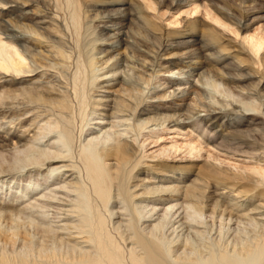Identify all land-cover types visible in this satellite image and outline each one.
<instances>
[{"label": "bare ground", "instance_id": "obj_1", "mask_svg": "<svg viewBox=\"0 0 264 264\" xmlns=\"http://www.w3.org/2000/svg\"><path fill=\"white\" fill-rule=\"evenodd\" d=\"M0 264H264V0H0Z\"/></svg>", "mask_w": 264, "mask_h": 264}, {"label": "rangeland", "instance_id": "obj_2", "mask_svg": "<svg viewBox=\"0 0 264 264\" xmlns=\"http://www.w3.org/2000/svg\"><path fill=\"white\" fill-rule=\"evenodd\" d=\"M184 9H185V8H184ZM184 9H182V10H184ZM182 10H180V11H182ZM180 11L172 12L171 14H172L173 17H171V18L169 19V21H170V20H173V18H176V17H177V18L182 17V16L179 14ZM175 16H176V17H175ZM177 135H178V134H177ZM169 140H170V139H169ZM235 150H237V149H235Z\"/></svg>", "mask_w": 264, "mask_h": 264}]
</instances>
